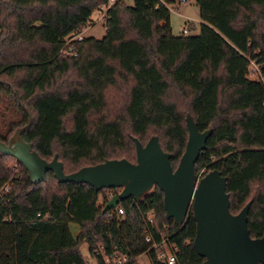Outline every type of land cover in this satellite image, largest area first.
<instances>
[{
	"label": "trees",
	"instance_id": "trees-1",
	"mask_svg": "<svg viewBox=\"0 0 264 264\" xmlns=\"http://www.w3.org/2000/svg\"><path fill=\"white\" fill-rule=\"evenodd\" d=\"M195 1L199 35L175 36L169 10L156 0H135L108 12L103 39L87 38L76 45L78 57L65 58V37L82 30L107 0H0V93L23 111V124L11 132L27 127L22 139L48 162L59 156L67 175L107 160L136 163L134 139L145 146L155 136L176 169L190 114L200 132L213 129L196 178L220 171L231 213L252 201L248 227L262 239L264 86L249 79L248 58L264 62V0ZM110 94L124 102L113 119ZM10 139L0 134L6 144ZM6 161L17 160L0 154V188L10 182L9 201L0 199V264H87L84 243L98 264H107L96 255L100 246L105 257L126 255L124 264H139L143 254L164 264L153 245L165 226L174 234L176 264L205 262L194 248L193 212L183 225L167 220L160 188L104 213L109 200L104 196L101 207L98 201L109 190L61 184L52 172L36 185L20 163L13 178ZM70 224L80 227L76 238Z\"/></svg>",
	"mask_w": 264,
	"mask_h": 264
},
{
	"label": "water",
	"instance_id": "water-1",
	"mask_svg": "<svg viewBox=\"0 0 264 264\" xmlns=\"http://www.w3.org/2000/svg\"><path fill=\"white\" fill-rule=\"evenodd\" d=\"M186 118L189 140L176 169L171 164L172 155L163 151L158 136L145 146L138 138L134 139L136 163L125 158L107 160L69 175L64 173L59 156L48 162L39 156L33 144L22 139L27 127L16 131L9 144L0 140V154L22 164L36 185L45 182L52 172L61 184L89 185L97 193L122 190L105 204L104 213L119 208L127 198L139 200L158 187L164 193L167 220L183 225L193 212L197 222L194 248L205 259L203 264H264V237H251L248 227L252 201L234 215L230 210L227 178L220 171L213 170L203 178H196L195 165L206 150L213 129L200 132L194 117L189 114Z\"/></svg>",
	"mask_w": 264,
	"mask_h": 264
},
{
	"label": "rangeland",
	"instance_id": "rangeland-1",
	"mask_svg": "<svg viewBox=\"0 0 264 264\" xmlns=\"http://www.w3.org/2000/svg\"><path fill=\"white\" fill-rule=\"evenodd\" d=\"M134 1H129L128 5L132 6ZM171 25L172 31L175 36H180L182 34V30L187 28L189 31L188 35H199L201 30V19L200 13L198 9V5L196 1H189V3L185 5H180L177 8V12H171ZM87 30L85 31L86 38H95L97 40H101L106 36V29L104 21H101V13L100 12H93L91 15ZM100 20V21H99ZM99 22V23H98ZM93 23H96L95 26H92ZM190 25H194L196 31H191L189 29ZM75 76H70L68 78V82L74 80ZM251 79V76L249 75ZM115 94H110L109 97V110H108V118L113 119L115 117L116 112L122 109V105L124 102H116ZM116 111V112H114ZM31 115V114H30ZM23 111L21 110L20 106L17 104L16 99H14L11 95L6 93H0V134L4 137H8L10 139L17 127V125L23 124ZM18 129V128H17ZM8 169L14 165V162L6 161L4 163ZM11 171V170H10ZM12 172V171H11ZM12 174H14L12 172ZM202 174H205L203 172ZM201 174V175H202ZM15 175V174H14ZM122 190H116L113 194L119 195ZM111 192H104V195L98 201V205L101 207L104 202V196H108ZM81 254L83 255L84 259H86L87 264H98L97 259L91 257L89 253V245L84 243L81 246ZM139 264H152L151 259L147 254L141 255L139 257Z\"/></svg>",
	"mask_w": 264,
	"mask_h": 264
},
{
	"label": "built area",
	"instance_id": "built-area-1",
	"mask_svg": "<svg viewBox=\"0 0 264 264\" xmlns=\"http://www.w3.org/2000/svg\"><path fill=\"white\" fill-rule=\"evenodd\" d=\"M131 0H107V2L101 6H99L95 12L101 13V21H104V23H107L108 20V12L116 6V4H127ZM135 1V0H132ZM160 6H163L169 12H177V8L180 5H185L189 3V1H195V0H156ZM99 20V21H100ZM99 23V22H98ZM87 25L82 28V30L78 32L71 33L70 35L66 36L63 40V47L60 51L61 54L66 57H78V51L76 50V45L79 43H82L86 38L85 31L87 30ZM96 23H93L92 26H95ZM183 35H188L189 31L187 28H184L182 30ZM249 64H250V70L249 75L251 76V81L260 82L264 86V62L262 64H259L252 58H248ZM10 170L15 174L13 178L16 176H19V162L16 161L12 167H10ZM111 192L106 198L108 200H111L115 195L113 192L114 190H109ZM10 193V182L6 183L4 186L0 188V199L5 200L6 202L9 201L8 195ZM118 209V208H117ZM124 214V210L119 209V215L122 216ZM40 216V215H39ZM155 213L151 212L148 216L149 223L154 224L155 221ZM162 241L158 244L153 245V249L155 250V254L157 257V261L164 263V264H176L177 263V257H176V251L177 248L172 244L171 238L174 234L170 232V227L165 226L162 231ZM146 240L148 242H151V238L148 236L146 237ZM97 256H101L105 259L107 264H124L128 261V258L126 255H120V254H114L112 258L105 257L104 255V248L103 246H100L98 251L96 252Z\"/></svg>",
	"mask_w": 264,
	"mask_h": 264
},
{
	"label": "crops",
	"instance_id": "crops-1",
	"mask_svg": "<svg viewBox=\"0 0 264 264\" xmlns=\"http://www.w3.org/2000/svg\"><path fill=\"white\" fill-rule=\"evenodd\" d=\"M70 229H71V232H72L74 238H76L80 233V227L78 225H75V224H70Z\"/></svg>",
	"mask_w": 264,
	"mask_h": 264
}]
</instances>
